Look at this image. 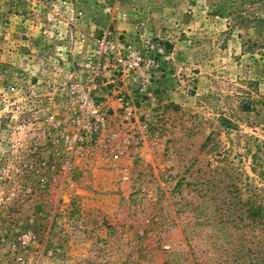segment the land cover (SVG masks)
Wrapping results in <instances>:
<instances>
[{
    "label": "rangeland",
    "instance_id": "obj_1",
    "mask_svg": "<svg viewBox=\"0 0 264 264\" xmlns=\"http://www.w3.org/2000/svg\"><path fill=\"white\" fill-rule=\"evenodd\" d=\"M0 264H264V0H0Z\"/></svg>",
    "mask_w": 264,
    "mask_h": 264
},
{
    "label": "built area",
    "instance_id": "obj_2",
    "mask_svg": "<svg viewBox=\"0 0 264 264\" xmlns=\"http://www.w3.org/2000/svg\"><path fill=\"white\" fill-rule=\"evenodd\" d=\"M141 57L137 56L133 59L128 58L125 62L129 65V67H136L140 64L141 62Z\"/></svg>",
    "mask_w": 264,
    "mask_h": 264
},
{
    "label": "trees",
    "instance_id": "obj_3",
    "mask_svg": "<svg viewBox=\"0 0 264 264\" xmlns=\"http://www.w3.org/2000/svg\"><path fill=\"white\" fill-rule=\"evenodd\" d=\"M245 108L247 109V108H249V106L247 105Z\"/></svg>",
    "mask_w": 264,
    "mask_h": 264
}]
</instances>
